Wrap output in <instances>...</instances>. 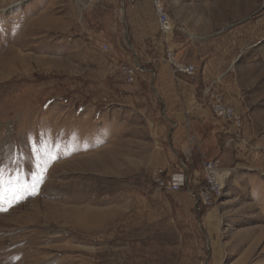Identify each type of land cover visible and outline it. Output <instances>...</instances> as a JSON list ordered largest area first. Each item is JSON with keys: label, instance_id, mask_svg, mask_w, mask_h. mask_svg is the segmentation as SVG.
I'll return each mask as SVG.
<instances>
[{"label": "rangeland", "instance_id": "obj_1", "mask_svg": "<svg viewBox=\"0 0 264 264\" xmlns=\"http://www.w3.org/2000/svg\"><path fill=\"white\" fill-rule=\"evenodd\" d=\"M164 1L175 35L235 58L220 86L250 143L224 194L153 184L148 124L104 91L81 1L0 0V170L22 189L5 184L0 264H264V0Z\"/></svg>", "mask_w": 264, "mask_h": 264}, {"label": "crops", "instance_id": "obj_2", "mask_svg": "<svg viewBox=\"0 0 264 264\" xmlns=\"http://www.w3.org/2000/svg\"><path fill=\"white\" fill-rule=\"evenodd\" d=\"M78 1L86 16L85 30L108 47L101 63L104 91L114 95L115 104L139 112L148 124L153 137L150 167L188 178L194 185L202 179V161L218 157L230 167L241 144L231 142L230 126L214 116L203 89L212 83L223 88L220 78L235 58L229 61L218 42H189L179 32L163 34L152 0ZM168 47L177 59L196 67L194 77L173 71L166 59ZM123 63L140 64L146 71L127 83L118 70ZM228 97L237 106L242 102L240 96ZM210 146L216 150L214 156L208 153Z\"/></svg>", "mask_w": 264, "mask_h": 264}, {"label": "built area", "instance_id": "obj_3", "mask_svg": "<svg viewBox=\"0 0 264 264\" xmlns=\"http://www.w3.org/2000/svg\"><path fill=\"white\" fill-rule=\"evenodd\" d=\"M131 2H140L141 0H130ZM153 9L157 19V25L163 34H172L176 28V22L169 13L164 0H153ZM104 51L108 50L106 45L102 47ZM166 59L176 73H182L188 77H194L197 69L191 63H185L176 58L173 48L168 47ZM127 83H133L146 71V68L136 63H123L120 67ZM203 94L215 117L224 121L230 126L232 139L231 142L247 146L250 139L246 134V116L245 113L234 104L223 88L215 86L214 83L203 89ZM240 146V145H237ZM203 170L202 179L190 188L187 180H182L175 176H169L162 170L152 172L153 184L157 189L167 192H180L186 189L196 202L204 208L214 206L224 194L226 179L231 174V169H224L220 158L204 160L201 163Z\"/></svg>", "mask_w": 264, "mask_h": 264}, {"label": "snow or ice", "instance_id": "obj_4", "mask_svg": "<svg viewBox=\"0 0 264 264\" xmlns=\"http://www.w3.org/2000/svg\"><path fill=\"white\" fill-rule=\"evenodd\" d=\"M5 184H7V192L12 199H16L20 193L21 186L19 185V180L16 181L11 179L5 180L3 170H0V206H2L5 200Z\"/></svg>", "mask_w": 264, "mask_h": 264}, {"label": "trees", "instance_id": "obj_5", "mask_svg": "<svg viewBox=\"0 0 264 264\" xmlns=\"http://www.w3.org/2000/svg\"><path fill=\"white\" fill-rule=\"evenodd\" d=\"M85 17H86V16H85ZM85 17H84V18H85Z\"/></svg>", "mask_w": 264, "mask_h": 264}]
</instances>
